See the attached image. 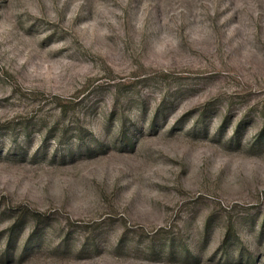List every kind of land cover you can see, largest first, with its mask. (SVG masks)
<instances>
[{
    "label": "rangeland",
    "instance_id": "1",
    "mask_svg": "<svg viewBox=\"0 0 264 264\" xmlns=\"http://www.w3.org/2000/svg\"><path fill=\"white\" fill-rule=\"evenodd\" d=\"M0 264H264V0H0Z\"/></svg>",
    "mask_w": 264,
    "mask_h": 264
}]
</instances>
